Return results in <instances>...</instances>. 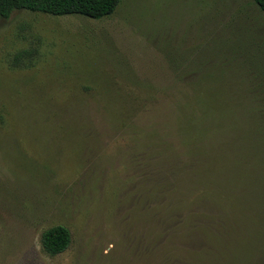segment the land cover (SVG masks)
Instances as JSON below:
<instances>
[{"label": "rangeland", "instance_id": "rangeland-1", "mask_svg": "<svg viewBox=\"0 0 264 264\" xmlns=\"http://www.w3.org/2000/svg\"><path fill=\"white\" fill-rule=\"evenodd\" d=\"M0 264H264L254 0L0 17Z\"/></svg>", "mask_w": 264, "mask_h": 264}, {"label": "trees", "instance_id": "trees-1", "mask_svg": "<svg viewBox=\"0 0 264 264\" xmlns=\"http://www.w3.org/2000/svg\"><path fill=\"white\" fill-rule=\"evenodd\" d=\"M122 0H0V17L8 18L17 10H26L53 16L80 15L99 20L111 15ZM258 8L264 12V0H254ZM203 84L204 79L199 80ZM223 194V193H222ZM224 195V194H223ZM225 201H230L226 195ZM235 221V220H234ZM238 238V222H234ZM71 243L70 231L64 226H54L41 235L43 250L49 255L64 252ZM235 247L230 251L232 252ZM226 254V252L224 253Z\"/></svg>", "mask_w": 264, "mask_h": 264}]
</instances>
